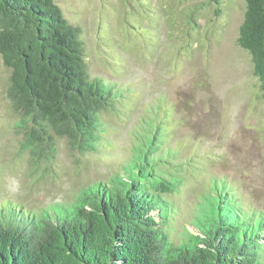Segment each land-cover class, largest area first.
I'll list each match as a JSON object with an SVG mask.
<instances>
[{
	"label": "rangeland",
	"instance_id": "374dc122",
	"mask_svg": "<svg viewBox=\"0 0 264 264\" xmlns=\"http://www.w3.org/2000/svg\"><path fill=\"white\" fill-rule=\"evenodd\" d=\"M54 1L81 29L89 78L119 95L100 114L94 152L70 151L58 140L54 157L33 171L20 151V116L0 58V206L38 212L70 202L122 173L140 136L157 134L161 161L170 164L159 172L180 186L164 196L173 242L195 231L199 201L211 193H225L245 214H264V99L251 57L237 45L245 0Z\"/></svg>",
	"mask_w": 264,
	"mask_h": 264
},
{
	"label": "trees",
	"instance_id": "16d2710c",
	"mask_svg": "<svg viewBox=\"0 0 264 264\" xmlns=\"http://www.w3.org/2000/svg\"><path fill=\"white\" fill-rule=\"evenodd\" d=\"M245 2L237 45L251 57L264 99V0ZM0 58L20 116V151L33 171L54 157L58 140L80 154L96 150L100 114L119 90L89 78L81 29L54 0H0ZM156 135H141L122 173L81 189L70 202L31 212L5 201L0 264H264V214L243 213L225 193L205 195L191 223L195 231L171 240L164 196L180 186L159 172L170 164L161 161Z\"/></svg>",
	"mask_w": 264,
	"mask_h": 264
},
{
	"label": "clouds",
	"instance_id": "9594fccd",
	"mask_svg": "<svg viewBox=\"0 0 264 264\" xmlns=\"http://www.w3.org/2000/svg\"><path fill=\"white\" fill-rule=\"evenodd\" d=\"M13 183L15 184V183H17V182L13 181Z\"/></svg>",
	"mask_w": 264,
	"mask_h": 264
}]
</instances>
